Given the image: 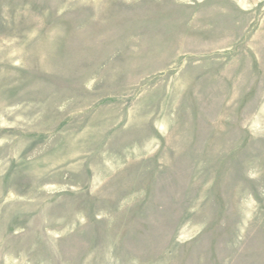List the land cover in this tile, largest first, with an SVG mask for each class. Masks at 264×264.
Instances as JSON below:
<instances>
[{
	"label": "rangeland",
	"instance_id": "obj_1",
	"mask_svg": "<svg viewBox=\"0 0 264 264\" xmlns=\"http://www.w3.org/2000/svg\"><path fill=\"white\" fill-rule=\"evenodd\" d=\"M0 264H264V0H0Z\"/></svg>",
	"mask_w": 264,
	"mask_h": 264
}]
</instances>
